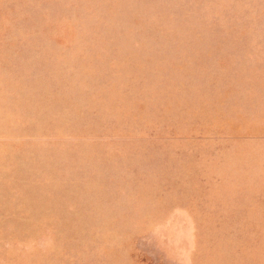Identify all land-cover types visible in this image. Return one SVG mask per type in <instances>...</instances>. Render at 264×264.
<instances>
[{"label": "rangeland", "instance_id": "rangeland-1", "mask_svg": "<svg viewBox=\"0 0 264 264\" xmlns=\"http://www.w3.org/2000/svg\"><path fill=\"white\" fill-rule=\"evenodd\" d=\"M0 264H264V0H0Z\"/></svg>", "mask_w": 264, "mask_h": 264}]
</instances>
